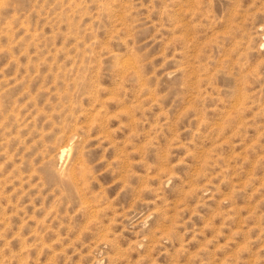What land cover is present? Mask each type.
Returning <instances> with one entry per match:
<instances>
[{"label":"rangeland","instance_id":"1","mask_svg":"<svg viewBox=\"0 0 264 264\" xmlns=\"http://www.w3.org/2000/svg\"><path fill=\"white\" fill-rule=\"evenodd\" d=\"M0 264H264V0H0Z\"/></svg>","mask_w":264,"mask_h":264}]
</instances>
